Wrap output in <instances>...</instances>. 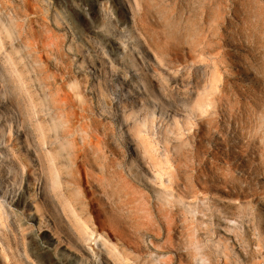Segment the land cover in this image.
Segmentation results:
<instances>
[{"label": "rangeland", "instance_id": "374dc122", "mask_svg": "<svg viewBox=\"0 0 264 264\" xmlns=\"http://www.w3.org/2000/svg\"><path fill=\"white\" fill-rule=\"evenodd\" d=\"M226 3L231 4V10L225 12L226 18H209L203 22L205 33L211 36L212 42L196 45L190 52L192 45L185 38L186 42L180 44L181 59L176 60L168 53L178 47L175 38L171 40L165 35V32L169 34L166 26L172 28L178 23L182 27L188 20L185 15L179 20L171 19L172 22L160 18L168 10L159 8L153 1L144 0V6H141L138 0H0L3 52L14 57L24 81L22 97L10 93L5 97L10 96L13 112L22 123L27 119L30 107L34 120L47 135V149L55 156L62 152L63 160H57L60 188L79 200L76 208L87 219L88 225L95 226L99 214L102 220H110L117 214L119 223L135 239L130 233L133 229L130 225L134 223L130 218H127L128 222L124 221L133 212L127 208H114V200L116 203L120 198L107 191L108 185H104L106 181L102 178L105 173L101 170L113 164L124 165L139 175L137 166L131 162V148L140 145L139 149L143 151L144 142H147L153 154L152 159L147 158L148 164L154 170L155 162L160 165L156 172L168 180L177 176L175 163L165 158L167 149L173 152L176 143L175 135L169 129L175 130L178 123L182 124L178 132L184 134L182 138L190 148L203 136L198 123L203 124L205 114L201 116L200 110L191 115L180 112L176 118L173 114L168 117L150 114L147 119L144 114H131V106L123 108V112L114 111V106L121 101L125 57L139 42L154 60H162V67L177 78L181 72L192 71V64L196 62L207 66V87L194 92L196 96H206L207 103L215 101L216 107H208L220 119L219 130L216 136L204 135L203 144L209 152H203L196 159L189 150L190 160L182 173L184 186L185 182L190 186L193 184L198 199L207 203L213 201V197L230 199L232 207L228 210L231 223L235 225H242L235 213L245 205L254 208L258 215H264L261 206L264 204V134L257 133L264 122V20L251 18L245 21L238 9H242L241 6H236L232 0H226ZM250 9L264 13V0H253ZM180 10L185 9L178 7L176 11ZM241 65L246 69L243 70ZM126 70L136 76L140 74L137 67ZM213 70L218 71V81L210 79ZM193 79L199 80L195 75L191 76ZM169 83L176 87L173 79ZM224 83L228 92L219 102L215 100V94L221 92ZM24 126L26 128L25 122ZM16 130L17 125H7L5 137L0 138V142L16 147L14 154H19L21 148L17 146ZM235 134L234 145L240 152L236 154L238 158L221 149L228 148L225 137L231 135L232 138ZM83 144L89 148L92 164L76 163L72 159L73 149ZM233 182L245 187L248 193L243 194V190L238 193L236 189L230 193ZM35 187L24 173L9 206L15 212L13 219L19 224L16 234L5 226V216L0 218V264H66L61 258L65 253L79 258L71 250L63 251L57 247L58 238L53 234L49 236L45 231L46 223L41 224L34 215L28 220L23 214L19 198L25 195L33 202ZM216 206L217 209L224 208L221 204ZM200 221L207 225L210 218L206 215ZM28 223L34 225V230L22 229ZM240 229L244 230V226ZM141 235L139 239H151L148 233L141 232ZM49 237L50 242L47 241ZM253 237L254 249L260 250L254 260L264 264V229ZM160 238L157 243L167 239V229L162 231ZM175 239L178 241L177 237ZM214 241L223 242V239L218 234L214 235ZM127 250L139 256L133 246H127ZM167 255L176 257L174 250L159 253L152 250L154 257ZM204 261L208 259L204 258Z\"/></svg>", "mask_w": 264, "mask_h": 264}, {"label": "bare ground", "instance_id": "6f19581e", "mask_svg": "<svg viewBox=\"0 0 264 264\" xmlns=\"http://www.w3.org/2000/svg\"><path fill=\"white\" fill-rule=\"evenodd\" d=\"M138 1L144 6V0ZM150 1L159 8L168 10L160 18L172 22L171 19L179 20L185 15L188 20L182 27L178 23L173 24L172 28L166 26L169 34L165 32V35L171 40L175 38V45L178 47L168 53L176 60L181 59L180 44H184L187 38L188 43L192 45L189 48L190 52L196 45L210 44L211 36L205 33L203 22L209 18L214 20L226 18L225 12L231 10V4L226 3V0ZM232 1L236 6L242 7L238 9L245 21L251 18H255L254 21L264 20L263 12H254L250 9L253 0ZM178 7H184L185 10L177 12ZM161 33L163 36L164 31ZM167 40L166 43L169 41ZM3 46L4 38L0 30V138L4 139L7 125H17L15 132L17 146L21 148L19 154H14L16 147L0 142V218L2 215L5 216L7 220L5 226L13 230L14 234L19 224L13 219L15 212L9 206L25 173L27 179L36 184V191L33 202H30L25 195L19 198L23 205V214L28 220L32 219V215L37 216L41 224L46 223L45 231L49 232V236L53 234L58 238L57 247H61L63 251L71 250L79 255L76 259L71 253H65L61 258L66 264H262V261L254 260L260 250L254 249L252 242L253 236L264 229V215H258L249 205L237 209L236 213L232 214L235 213L239 217V222L244 226V230H241L242 225L231 223L230 199L213 197V201L209 203L200 201L195 186L193 184L190 186L186 182L184 186L182 181V173L185 172L187 162L190 160L189 150L196 159L203 152H209L203 144L204 135L216 136L219 130L220 119L208 107H216L215 101L207 103L206 96L201 94L196 96L194 92L207 87L209 73L206 65L196 62L192 64V71L181 72L177 78L162 67V60L156 61L152 58L142 42H139L130 55L125 57V70H123L125 77L122 80L123 90L119 96L121 101L114 106L115 112L131 106V114H144L146 119L148 115L156 113L164 117L173 114L175 118L180 112L191 115L200 110L201 116L205 114L202 117L203 124L198 123L199 129L203 130V136H200L192 148L183 140L184 134L178 132L182 124L178 123L175 130L172 127L171 130L169 129L175 135L176 143L173 152L172 149H167L165 158L166 161L173 160L177 176L166 180L161 177V173L156 172L160 165L157 166L155 162L154 170L148 164L147 158L152 159L153 154L147 142H144L143 151L139 149L140 145L131 148V162L137 166L139 175L135 174L134 169L124 165L113 164L101 170L107 175L102 177L106 181L104 185H108L107 191L110 195L120 198L116 203L112 198L114 208H127L133 212L132 216L124 219L128 222L127 218H130L134 223L130 225L133 228L130 233L135 235V239H132L125 227L119 223L117 214H114V218L110 220L100 219L99 214L95 218L97 220L95 226L88 225L87 219L76 208L79 200L68 191L61 190V174L57 168V160H63L62 152H58L55 156L47 149L45 146L47 135L41 129L40 123L34 120V113L30 107L29 110L27 108V119L24 120L25 128L24 122L22 123L13 112L10 96L5 97L8 93L22 97L24 81L14 57L4 54ZM190 52L189 56L192 57ZM241 66L243 70L246 69L245 65ZM132 67H137L140 74L136 76L126 70ZM194 75L199 80H191V76ZM171 79L176 82L175 88L169 83ZM210 79L218 81V71L213 70ZM227 92L228 88L224 83L221 92L215 94V100L221 102ZM256 123L259 124L258 121ZM259 131L264 134V122L259 125L257 133ZM222 134L225 135L224 131ZM230 136L225 137L228 148L221 149H226L229 154H235L234 158H238L236 154L240 152L236 151L237 146L234 145L236 134L232 138ZM250 138H253V134ZM71 156L76 163L92 164L86 144L75 147ZM227 159L229 162L228 157ZM233 189L238 193L241 190L243 194L248 193L245 187L235 182L229 192L233 193ZM171 191L175 192L171 193ZM122 196L124 199H121ZM217 204L223 205L224 208L217 209ZM261 206L264 208V204ZM206 215L210 218V222L204 225L200 219ZM22 229L34 230V225L28 223L22 226ZM166 229L167 239L157 243L161 239L162 231L164 233ZM141 232L148 233L151 239L149 241L139 239L142 236ZM218 234L223 242L214 241V235ZM174 237H177L178 241L174 240ZM47 241L50 242V237ZM127 246H133L139 256L129 252ZM152 250L157 253L174 250L176 257L170 255L162 258L154 257ZM236 252L239 253L238 256L235 255ZM204 258L208 261H204Z\"/></svg>", "mask_w": 264, "mask_h": 264}]
</instances>
